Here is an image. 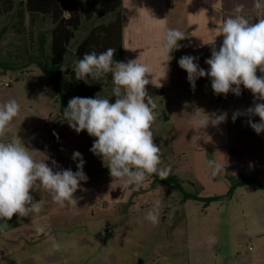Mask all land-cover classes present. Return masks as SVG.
Masks as SVG:
<instances>
[{"label":"crops","instance_id":"0c3cea01","mask_svg":"<svg viewBox=\"0 0 264 264\" xmlns=\"http://www.w3.org/2000/svg\"><path fill=\"white\" fill-rule=\"evenodd\" d=\"M261 2L264 3V0ZM237 4L244 5L241 14L250 22L255 23L264 18V9L256 10L254 0H121L120 11L124 17L121 30L122 61L126 63L138 59V62L145 64L150 70L151 74H147L146 78L149 80L154 78L157 86L160 85L156 87L150 83L146 86L147 92L154 98L156 104L154 109L156 119L151 130L154 134V143L161 146L159 167H170V174L178 177L183 173L182 170L190 176L199 174L198 179L208 184L211 191L216 187V177L211 175L203 152L208 153L213 142L218 143L219 131L218 126L212 125L202 129L199 121L205 118L206 113L219 114V101H224L226 108L233 109L232 105H245L248 100L251 102V98L247 97V90L243 85L240 96L232 92L226 97L223 94L216 95L211 88V80L207 77L199 78L193 90L187 80V73L179 67L178 60L184 55L195 56L200 67L207 70L209 66L205 60L211 57L213 46L211 42L214 41L217 49L221 46L223 36L219 35L220 28L225 19L235 15L234 8ZM27 17L32 20L44 16L30 17L26 13L23 25ZM112 18L110 14V17L104 20L105 23L89 25L87 33L91 28L106 24ZM92 19H83L82 22H91ZM169 28L179 29L185 33V39L178 41L181 45L180 49L173 51L171 57L166 55L161 47L164 34ZM64 74L68 77V87L74 89L78 97L94 95L95 91L89 88L92 85L102 87L107 84L111 89L114 87L111 73L104 77V82L90 80L91 77L87 78V82L77 81L73 72V62L63 71L59 69L58 84L59 78ZM59 86L65 96L62 107L49 109L37 103L34 97L33 103L39 110V114L34 119L27 117V113L23 111L28 105V96L15 95L13 91L0 95V104L15 99L20 105L19 114L8 126L10 130L0 140L7 143L13 139H21L26 147L39 151L35 153L37 161L48 158L46 162L49 166H52L51 161L55 160L61 169L71 168L73 171L78 161H74L72 155L74 151H79L85 161L86 169L92 172L104 169L106 166H103L102 158L90 151L96 138L89 136L86 131L77 134L64 120L63 111L68 106V97L61 83ZM106 98L112 99L114 96L111 93ZM52 101L54 104L57 103V98ZM43 121H49L50 126L47 127ZM243 135L245 137L243 144H234L231 147L232 152L242 151V154L234 158L233 152L230 154L228 164L221 166L225 170V175L236 176L241 171L244 176L264 184V149L252 148L249 144L250 140L247 139L248 135L245 133ZM189 145H193L194 151L198 152L197 158L194 154L190 155L189 159L185 158V153L190 150ZM251 153H256L257 156L253 158ZM113 179L116 183L109 187V191V181H104L105 191L99 195L101 196L99 200H95L96 204L90 201V194L89 197L74 194L79 202L80 200L83 202L77 204V208L60 207L42 188L31 191L30 194L35 202L43 201L42 210L39 214H32L29 217L14 215L7 222L8 228L0 231V238L5 240V243L9 242L3 249L4 264H106L108 259L103 255L106 245L104 241L105 238L115 237V230L108 225L113 224L118 230V225L123 221L121 219L123 211L140 207L135 202L138 187L133 185L124 187L123 180ZM217 193L211 192L205 195L219 196ZM106 194L117 197L120 207L103 213L97 207H101L100 201ZM231 201L234 202L235 208L232 211L236 219L242 217L246 223L238 242L230 246V250L234 251L233 257L228 255V258L225 256L220 258L212 245L192 242L188 247V264H217L219 259L223 264H264V190L256 189L253 185L239 186L234 190ZM217 203H210L205 210H209ZM200 222L206 224L201 226L203 231L211 232L216 221L201 218ZM3 223L4 221L0 220V224ZM101 225L105 231L104 237L96 235L95 232V228ZM41 227L61 245L60 251L53 249L52 240L48 236L37 231ZM70 228H75V231L60 236L61 231ZM16 233L18 240L11 237ZM92 236L95 239H92ZM94 243L98 246L93 247Z\"/></svg>","mask_w":264,"mask_h":264},{"label":"clouds","instance_id":"9594fccd","mask_svg":"<svg viewBox=\"0 0 264 264\" xmlns=\"http://www.w3.org/2000/svg\"><path fill=\"white\" fill-rule=\"evenodd\" d=\"M256 10L264 9L261 0H254ZM243 4L234 8L235 15L223 21L220 34L223 36L221 46L217 49L211 42V57L205 60L207 70L201 68L198 58L184 55L178 60L179 67L186 71L187 80L194 90L199 78L211 80V88L216 95L229 92L241 95V85L253 94V105L245 110H236L232 121L240 116H248L249 126L257 133H264V18L250 22L241 13ZM185 39V33L179 29L166 30L162 42V51L170 56L179 50L178 41ZM115 48H108L97 54L86 52L82 58L73 61V72L77 81L91 77L100 80L107 74H112L114 102L102 98L73 97L63 111L64 120L77 134L86 131L95 137L90 151L102 158L108 167L110 176L123 180V186L140 185L148 175L156 174L165 180L170 174V167L160 168L161 146L154 143L151 130L156 119L154 98L149 95L146 86L150 83L157 86L154 78L149 80V68L138 62V59L126 63L114 59ZM171 57V56H170ZM63 71V70H62ZM259 71L260 75H257ZM198 111V110H197ZM196 111V112H197ZM20 112V105L15 99L0 104V137L9 131V124ZM196 114V113H195ZM194 114V115H195ZM227 112L206 113L199 121L201 128L213 127L227 120ZM258 116L259 122H253L251 117ZM21 142L13 139L10 142H0V231L8 228V221L14 215L29 217L39 214L43 201L35 202L31 191L42 188L47 191L52 201L60 207L77 208L78 200L74 193L81 187V181L87 182L88 177L83 168L85 161L79 151H74L72 159L78 161L74 172L61 169L55 160L51 165L35 159V153ZM207 166L211 175L217 176L222 166L209 159ZM160 201L146 213L145 219L159 222ZM39 233L52 240L55 251L61 250V245L46 233L43 227Z\"/></svg>","mask_w":264,"mask_h":264},{"label":"rangeland","instance_id":"374dc122","mask_svg":"<svg viewBox=\"0 0 264 264\" xmlns=\"http://www.w3.org/2000/svg\"><path fill=\"white\" fill-rule=\"evenodd\" d=\"M9 1L7 3L0 0V95L13 91L15 95L28 96V105L23 108V111L27 113V117L34 119L39 114L38 108L33 103L32 98L34 97L37 103L39 102L49 109L61 106V97L53 90L47 75L36 64L48 61L50 53L49 29L51 24L48 17L32 20L27 17L26 26H20L16 12L18 0ZM109 17L110 15L103 19L94 17L91 22H82L79 30L68 45L63 64L60 67L61 70H64L73 62V52L86 36L88 26L100 22L105 23L106 21L104 20ZM18 31H23L27 38L26 52L23 51L24 47L22 48V43L18 40L20 36ZM257 75H260L259 71ZM90 80L98 81L92 78ZM67 81L68 77L65 74L59 78L61 86L66 90L69 102L71 98L78 96L75 95L74 89L68 87ZM100 81L104 82L105 78H101ZM5 83H9V86L6 87ZM89 88L95 91L91 98H95L97 94L102 98H106L112 93V89L107 84L102 87L92 85ZM246 95L251 98V102L248 100L245 105H232L233 109L226 108L224 101H219V112H227L228 116L227 120L217 127L219 131L218 143L213 142L209 152H203V157L206 155L207 161L215 159L220 165H227L230 154L234 152V158L242 154V151L232 152L231 147L234 144H243V140H245L243 133L248 135L247 139L250 140L249 144L252 148H256V150L264 149V133L257 134L249 126L248 116H240L235 122L232 121L234 111L245 110L253 105L254 97L250 90H247ZM54 98H57V103L55 104L52 101ZM51 112L53 111L51 110ZM251 119L253 122H259L258 116H253ZM43 122H45L47 127L51 124L49 121ZM161 140L164 142L163 139ZM0 142L4 141L0 140ZM216 144L217 146H215ZM189 146L190 150L185 153V158H191L190 155L192 154L197 158L198 152L194 151L193 145ZM251 154L253 158L257 156L256 153ZM103 166H107V164ZM76 170L77 167L73 171L75 172ZM83 171L87 175L88 180L87 182L81 181V187L74 194L79 196H88L90 194L91 197H88L91 199L92 204L96 202L95 200H99L101 197L99 195L102 194V191H105V180L109 181L108 191L110 190L109 187L114 186L116 183V180L110 176L108 167L92 172V170H88L84 166ZM224 171L222 168V171L215 176L216 187L214 191H211L208 188V184L204 183L203 180L200 181L198 179L199 174L190 176L182 170L183 173L179 178L183 181L182 186L187 192H194L197 189L200 195L204 197H206L205 194H211V192H218L219 196H223L228 189ZM190 183H193L195 187L191 186ZM133 186L138 187V195L135 197V202L140 207L123 211L121 217L123 221L121 225H118L119 231L115 229L113 224L108 225V227L115 230V237L113 239L110 237L105 238L104 242L106 245L104 246L103 255H106L105 257L108 259L106 264H188V247L191 246L192 242L212 245L220 258L223 256L228 258V255L233 257L232 253L234 251L230 250V246L232 243L238 242L246 223L242 217L236 219L232 211L235 208L234 202H230V199L218 202L209 210L201 212L200 204L193 201L181 202V194L173 185L153 183L147 179L140 185ZM156 201H160L161 206L159 209V222L154 224L146 220L145 216L153 208ZM80 202L81 204L83 203L81 200ZM80 202L78 201V204ZM100 204L101 207H97V209L103 213L120 207L117 197L113 195L107 196V194L100 201ZM201 218L216 221L213 231H203L201 226L206 224L200 222ZM95 230L96 235L105 236L102 225L99 228L96 227ZM72 231H75V228L61 231L60 236H66L67 233L70 234ZM11 237L18 240L17 233L12 234ZM93 238L95 239L94 236H92ZM4 241L0 238V264H4L3 249L9 244V242L5 243ZM92 246L97 247L98 244L94 243ZM219 260L217 264H223L221 259Z\"/></svg>","mask_w":264,"mask_h":264},{"label":"trees","instance_id":"16d2710c","mask_svg":"<svg viewBox=\"0 0 264 264\" xmlns=\"http://www.w3.org/2000/svg\"><path fill=\"white\" fill-rule=\"evenodd\" d=\"M17 17L20 26H23V18L27 13L30 17L44 16L50 20L49 29V56L48 61L36 63L48 77L53 90L61 97L60 107H62L65 96L58 84L59 69L64 61L70 41L74 38L75 32L80 28L82 20L91 18H104L110 14L113 18L106 24L97 25L89 30L85 38L76 46L73 53V61L82 58L86 52L95 51L97 54L108 48H115L114 59L123 60V49L121 42V30L124 24V17L120 11L121 0H18ZM18 40L26 52L27 38L23 31ZM80 95L83 96L82 93ZM115 97L110 99L114 102ZM62 110V109H61ZM153 183L173 185L181 194V202L187 200L201 205V211L204 212L207 206L212 202H221L231 198L234 190L243 185H253L256 189L264 190V184L244 176L240 171L236 176L225 175L228 182V190L223 196L204 197L200 195L199 190L187 192L183 188V181L174 174H169L165 180H161L156 174L148 175ZM191 186L195 187L193 183Z\"/></svg>","mask_w":264,"mask_h":264},{"label":"built area","instance_id":"2783aa9c","mask_svg":"<svg viewBox=\"0 0 264 264\" xmlns=\"http://www.w3.org/2000/svg\"><path fill=\"white\" fill-rule=\"evenodd\" d=\"M5 86H6V87L9 86V83H5Z\"/></svg>","mask_w":264,"mask_h":264}]
</instances>
